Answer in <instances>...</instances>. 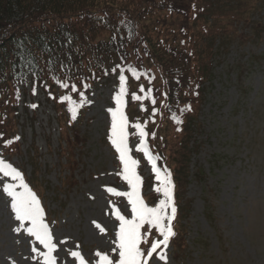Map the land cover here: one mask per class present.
I'll use <instances>...</instances> for the list:
<instances>
[{"label": "rangeland", "instance_id": "1", "mask_svg": "<svg viewBox=\"0 0 264 264\" xmlns=\"http://www.w3.org/2000/svg\"><path fill=\"white\" fill-rule=\"evenodd\" d=\"M260 12L254 20L264 24V8ZM219 58L206 85L194 138L197 151L190 156L188 183L181 195L186 248L178 258L168 245L167 264H264V33L256 46H231ZM237 70L243 77L248 72L241 78V90L235 85ZM117 79L111 76L93 88L75 120L65 108V118L73 122L68 132L58 124L54 102L41 88L30 96L27 84L26 94L18 97L12 141L6 147L0 138V159L21 172L41 201L44 222L57 245L56 264H79L72 252H79L85 264H99L97 253L115 264L116 213L132 218L127 197L132 188L109 139ZM127 104L124 99V112ZM139 109L140 104L131 111ZM126 131L133 136L128 146L137 161L138 195L155 192L158 183L144 159L139 130ZM74 135L80 141L68 147L65 139ZM147 179L151 181L145 192ZM7 183L18 182L0 173V264H43L32 249L47 250L27 235L28 223L15 220L11 198L3 191Z\"/></svg>", "mask_w": 264, "mask_h": 264}, {"label": "trees", "instance_id": "2", "mask_svg": "<svg viewBox=\"0 0 264 264\" xmlns=\"http://www.w3.org/2000/svg\"><path fill=\"white\" fill-rule=\"evenodd\" d=\"M262 8L264 0H0V138L6 147L12 141L18 97L26 94L27 84L30 96L41 88L54 102L58 124L68 132L73 122L65 118V108L71 118L70 104L61 98L80 101L81 91L88 97L115 75L119 84L125 69L128 128L141 124L159 167L171 172L177 211L169 245L180 258L186 248L181 195L190 156L197 151L194 138L206 85L213 65L231 46L242 49L263 41L264 24L254 20ZM247 75L236 71L240 90ZM65 83L67 88L61 86ZM76 135L65 139L68 147L79 143ZM150 181H144L145 192ZM140 197L148 207L161 199L156 191ZM144 239L141 247L147 249L162 237L149 228Z\"/></svg>", "mask_w": 264, "mask_h": 264}, {"label": "snow or ice", "instance_id": "3", "mask_svg": "<svg viewBox=\"0 0 264 264\" xmlns=\"http://www.w3.org/2000/svg\"><path fill=\"white\" fill-rule=\"evenodd\" d=\"M115 71V69H113ZM121 74L119 76V92L115 95V107L110 108L111 114V131H110V143L118 153L120 164L123 166L124 179L131 186L132 191L127 193L128 201L131 204L132 218L126 219L119 212L116 213V219L119 221V232L116 234L118 243L116 244V253L118 260L115 264H155L156 261H163L167 264L166 249L168 248L170 239L174 236L173 221L176 217V206L174 201V183L172 180L171 172L166 168L161 169L157 167L156 158H154L144 146L143 138L147 135L141 124H135V128L139 130V136L141 139V150L148 160L151 161L152 171L155 174V180L158 183V187L155 191L161 194L162 198L159 200L158 206L148 207L141 200L138 195V189L140 186V177L136 175L135 168L137 161L132 159L129 155L128 146V118L123 111L124 97L126 95L125 87V69L121 68ZM127 71L131 72L133 76L139 78V73L136 69L129 67ZM64 88L68 87L65 83L61 85ZM85 90L87 85H84ZM72 90L76 91V86H72ZM144 91L143 88L140 89ZM35 91V90H33ZM81 103L74 104L70 97H62L61 102L68 101L70 104L69 111L71 113V119L75 120L78 115L79 108L83 107V102L86 100L83 91L79 93ZM134 100H140V96L134 95ZM148 98L151 99V89L148 90ZM153 105L156 104L155 99H151ZM35 107V105H33ZM190 110V106L189 109ZM183 111V110H181ZM154 114V113H153ZM174 119H176L174 117ZM176 123H181L179 119H176ZM19 139V137H16ZM11 143V141H9ZM0 173L4 177H9L12 181L18 183H7L3 191L11 198V209L14 212V218L20 222V225L28 223L30 226L26 228V233L30 237H35L47 250L46 253H40L34 247L32 252L37 256H42L43 264H56V257L53 253L57 250V245L53 243V236L49 231L48 225L44 222V209L42 208L41 201L37 195L31 190L29 185L25 183L24 177L21 172L18 171L11 163H6L0 159ZM17 189H20L19 191ZM109 192L112 189H108ZM117 195H124V193H116ZM148 226V227H146ZM154 229L158 232L159 237L162 239H155L151 242L150 247L144 249L141 247L143 243H147L144 239L148 229ZM141 229H145L142 233ZM20 231L19 228L16 229ZM163 246V247H161ZM160 249L158 252L157 250ZM115 251V250H114ZM154 254L156 256L154 257ZM72 256L79 259V264H85L84 259L81 258L79 252H72ZM99 256V264H114L113 259H110L108 255Z\"/></svg>", "mask_w": 264, "mask_h": 264}]
</instances>
